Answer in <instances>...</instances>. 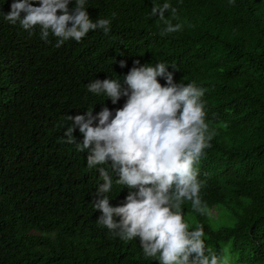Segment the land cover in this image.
<instances>
[{
  "label": "trees",
  "instance_id": "16d2710c",
  "mask_svg": "<svg viewBox=\"0 0 264 264\" xmlns=\"http://www.w3.org/2000/svg\"><path fill=\"white\" fill-rule=\"evenodd\" d=\"M12 2L0 0V13ZM158 2L88 0L91 19L111 18L110 32L59 48L0 15V264H158L138 238L123 242L97 226L92 202L102 181L63 135L66 115L102 107L85 85L121 76L120 62L135 60L167 62L174 82L205 89L211 139L195 165L204 212L182 204L190 230L201 226L220 257L264 264V0H170L175 17L171 9L165 17L183 27L165 35L148 15ZM120 187L113 184L111 206L127 195Z\"/></svg>",
  "mask_w": 264,
  "mask_h": 264
},
{
  "label": "clouds",
  "instance_id": "9594fccd",
  "mask_svg": "<svg viewBox=\"0 0 264 264\" xmlns=\"http://www.w3.org/2000/svg\"><path fill=\"white\" fill-rule=\"evenodd\" d=\"M86 5L88 0H13L10 10L0 15L29 35L38 29L45 42L51 35L59 48L70 40L79 43L90 31L110 32L111 18L91 19ZM170 9L174 18L170 0H162L148 14L163 22L161 35L182 30L181 23L165 17ZM125 64L121 61L116 67L121 76L92 79L85 85L103 102L115 105L125 98L121 107L110 110L102 102L96 114L92 106L65 117V142L87 153L86 167L98 172L102 181L92 202L93 210L100 212L97 226L123 242L138 238L143 256L158 264H228L205 247L203 228L190 230L182 212L185 201L204 212L195 165L211 139L202 100L205 89L194 82H174L167 62ZM157 78L164 80L163 86ZM77 129L79 142L73 135ZM114 183L127 189L117 206L109 204Z\"/></svg>",
  "mask_w": 264,
  "mask_h": 264
},
{
  "label": "rangeland",
  "instance_id": "374dc122",
  "mask_svg": "<svg viewBox=\"0 0 264 264\" xmlns=\"http://www.w3.org/2000/svg\"><path fill=\"white\" fill-rule=\"evenodd\" d=\"M228 264H237V262L235 261V259L231 256V257H226Z\"/></svg>",
  "mask_w": 264,
  "mask_h": 264
}]
</instances>
